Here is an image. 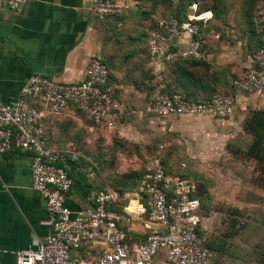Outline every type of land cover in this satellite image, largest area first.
Masks as SVG:
<instances>
[{"label":"built area","instance_id":"1","mask_svg":"<svg viewBox=\"0 0 264 264\" xmlns=\"http://www.w3.org/2000/svg\"><path fill=\"white\" fill-rule=\"evenodd\" d=\"M27 1L0 0V4L17 12ZM124 8L121 0L91 2L92 12L100 19L120 15ZM190 9L188 20L181 25L174 19L160 21V28H169L168 35H153L152 61L159 64L162 60L165 65L177 57H204L201 41L193 40V36L199 31V23L212 20L213 13L209 9L197 13V3ZM183 37L189 38L187 48L172 51L175 40ZM108 82V68L96 57L90 60L80 82H59L34 74L18 99L0 103V155L19 152L31 156L32 188L44 200L50 226L45 242L19 252L16 264H219L201 234L198 185L185 174L167 172L164 145L148 161L141 195L133 199L126 196V205L120 211L113 209L118 206V196L110 189L92 192L90 205L78 212L67 207L73 179L68 168L61 165L63 155L49 146L43 120L60 116L72 107L96 127L112 130L117 116L126 112L138 115L136 109L112 97L106 88ZM233 85L237 92L264 99V48L251 56V66ZM29 97L39 99L43 109L28 108ZM234 111L235 98L219 93L204 101L190 100L179 93H158L142 110L160 121L171 117L225 120ZM126 222L141 225V233L146 234L142 243L126 241L121 228ZM89 252L94 255L91 263L85 259Z\"/></svg>","mask_w":264,"mask_h":264},{"label":"rangeland","instance_id":"2","mask_svg":"<svg viewBox=\"0 0 264 264\" xmlns=\"http://www.w3.org/2000/svg\"><path fill=\"white\" fill-rule=\"evenodd\" d=\"M201 1L202 8L215 9L202 32L203 66H171L157 73L147 58L152 25L160 18L187 11V0H158L157 6L151 0L139 4L128 1L121 16L103 24L107 32L100 57L108 62L112 57L116 71L122 70L123 66L118 70L121 61L127 64L130 58L135 60L129 71L137 74H127L124 79L114 76V83L127 84L144 94L135 102L138 107L144 108L160 92H182L184 88L194 91L190 86L213 83L229 86L228 76L245 74L246 57L264 45V0ZM202 89L198 88L203 93L198 94L200 97L208 92ZM116 90L121 97L123 89ZM254 112L258 110L248 108L241 118V114H233V121H229L231 117L203 118L172 124L167 129L158 125V132L139 125L140 138L96 137L87 148L78 150L94 161L95 166L88 164L93 174L92 190L108 188L133 199L148 160L160 145H166L168 172L189 175L200 186L201 234L216 261L264 264V138L257 149L252 147L255 139L249 129ZM78 137L79 132L72 134L71 143ZM128 227L134 234L142 232L139 223H129Z\"/></svg>","mask_w":264,"mask_h":264},{"label":"crops","instance_id":"3","mask_svg":"<svg viewBox=\"0 0 264 264\" xmlns=\"http://www.w3.org/2000/svg\"><path fill=\"white\" fill-rule=\"evenodd\" d=\"M128 1L132 4L130 0L123 2L126 4ZM91 2L92 0H28L17 12L0 4V103L8 104L18 99L26 81L34 74L59 82L77 83L83 80L90 60L102 54L103 39L107 32L103 26L107 17H96L91 10ZM188 43L189 38L183 37L175 40L174 45L177 50L183 51ZM238 45L242 43L238 42ZM245 61L248 70L251 66L250 55ZM149 62L157 73L164 71L165 65L160 68L155 61ZM111 64L115 78L124 79L127 74L132 73L129 69L134 67L135 60L130 58L127 64L121 61L122 65H119L118 70L123 67L120 71L113 67L112 57ZM243 75L242 73L237 78L229 75L228 79L231 83ZM118 83H114V86L116 89H123V94L117 97L139 114L131 115L126 112L117 116L116 127L112 130L96 127L72 107L60 116H47L43 120L49 146L63 155L61 165L68 168L73 179V186L66 197V205L72 212L90 205L91 193L95 191L92 190L93 174L88 166H95L94 161L90 157H84L78 149L87 148L96 137L105 140L112 136L140 138V126L158 132L161 128L158 125H166L167 129L179 122L209 118L171 117L167 121H160L145 115L142 112L144 108L135 104L144 94L134 90L132 86ZM190 87L194 89L191 92L199 91L196 93L200 96L203 93L198 88L202 87L231 93L228 86ZM233 97L234 114H241L240 118L248 108L264 111V99L237 91L233 93ZM26 105L30 109H43V104L37 98H26ZM233 117L229 121H233ZM77 132L80 137L75 141L78 143L73 144L70 138ZM73 157L77 159L73 161ZM169 157V153L165 152L166 163L170 160ZM130 230L134 231L132 228ZM49 233L44 200L32 188L31 156L19 152L0 155V264H16L19 252L35 249L37 244L45 242ZM80 255L82 254L77 257ZM93 256L89 252L85 259L91 263Z\"/></svg>","mask_w":264,"mask_h":264},{"label":"trees","instance_id":"4","mask_svg":"<svg viewBox=\"0 0 264 264\" xmlns=\"http://www.w3.org/2000/svg\"><path fill=\"white\" fill-rule=\"evenodd\" d=\"M110 1H117V0H110ZM121 1H124V0H121ZM157 1L158 0H151V3L154 4ZM187 1H188V4L186 3L188 5L187 6V8H188L187 11L182 12V13H178V14H174L172 16L160 18L157 21H155V23L152 25L151 34L149 36L148 46H147L148 47V50H147V58L150 61H151V56H150V40L153 38V35L156 34V33H160L163 36H167L168 35V32L167 31H168L169 28L167 27L166 29H163V28H160V26H159V23H160L161 20L166 21V22H170L172 19H174V20L177 21V23L179 25H181L183 22H185V21L188 20V16H189V14L191 12V9L190 8H191V5L193 3H197L198 4V12L197 13H199V12L207 9V8H205V9L202 8V1L201 0H187ZM131 2L133 4H139V3L147 2V0H134V1L131 0ZM155 4L157 6V3H155ZM214 10L215 9H212L211 8L212 13L214 12ZM123 11H122V13L120 15L109 16L106 19L117 18V17H119V16H121L123 14ZM207 24H208V22L206 24L199 23V31H198L197 35L193 36V40H199V41H201L202 45L204 44L202 32L205 30V27L207 26ZM260 48H264V45L257 46L255 48V50H253L249 54L250 57L258 49H260ZM176 50H177L176 48H172V51H176ZM99 58L107 66L108 71H109V82H108L106 88L110 90V94L112 95V97L115 100L125 103L124 101L120 100L117 97V92H116L117 90H116V88L114 86V74H113V72L111 70L112 69L111 62L110 61L108 62L107 60H105V59H103L101 57H99ZM203 64H206V62H205V60L203 58L202 59H195L193 57H188V58L177 57L172 62H167L165 64L164 71H166L171 66L179 67V66L189 65V66H192L193 67V66H201V65L203 66ZM164 71H161V72H164ZM186 75H188V74L186 73ZM235 80H237V79H235ZM235 80H233L231 83H229V86H228L229 89L231 90V93L222 92L221 94H223L225 96H232L233 97V93L236 91V89L234 88V85H233ZM213 86H226V85H223V84L222 85H219L218 83H213ZM204 89H206L208 92L206 93L205 96H202V97H200L196 92H191V90H188L187 88H184L182 90V92L175 91V92H171V93H162V94H164V95H171L173 93H179V94H182L185 98L190 99V100H195V101H204V100H207L208 98L212 97L214 94H217L216 93L217 91L215 89H213V88H207V87H205ZM206 90H203V92H205ZM155 95L149 100V103L152 102V100L155 97ZM149 103H147V104H149ZM251 120H252V123L250 124L249 133L252 134L253 137H254V139H255V142L253 143L252 147L254 149H257L258 146H260L261 143H262V138H264V111L254 112L253 113V118ZM164 165L166 166V162H164ZM69 174H70V172H69ZM145 174H146V171L144 169V171L141 172V174L139 175V178H138V189L139 190H140V187L142 186V184L144 182ZM70 176H71V174H70ZM185 176L190 178L189 175H185ZM199 189H200V186H198V194H197V197L200 199L201 210H202V214H203L202 196L200 194V190ZM112 191H114V190H112ZM114 192L118 196V206H116V205L113 206V209H115L117 211H120L126 205V200H125L126 195L124 196V193L123 192H119V193L116 192V191H114ZM138 194L141 195L140 192H138L137 195ZM128 225H129V223L126 222L125 224H123L121 226L122 231L125 234L126 241L129 242V243H134V244H140V243H142V241H143V239H144V237H145L146 234L145 233H141V232L134 234V232L132 230H130V228L128 227ZM206 244L211 249V247L209 246V244L207 243V241H206Z\"/></svg>","mask_w":264,"mask_h":264},{"label":"water","instance_id":"5","mask_svg":"<svg viewBox=\"0 0 264 264\" xmlns=\"http://www.w3.org/2000/svg\"><path fill=\"white\" fill-rule=\"evenodd\" d=\"M163 65H164L163 61H162V60H160V61H159V67H160V68H162V67H163Z\"/></svg>","mask_w":264,"mask_h":264}]
</instances>
